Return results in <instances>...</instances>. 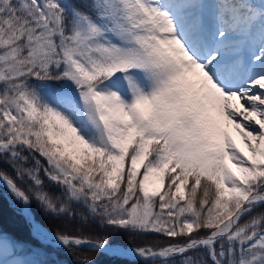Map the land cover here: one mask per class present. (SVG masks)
<instances>
[{"label":"snow or ice","instance_id":"1","mask_svg":"<svg viewBox=\"0 0 264 264\" xmlns=\"http://www.w3.org/2000/svg\"><path fill=\"white\" fill-rule=\"evenodd\" d=\"M33 201L99 231L48 233ZM65 249L264 264V0H0V264Z\"/></svg>","mask_w":264,"mask_h":264},{"label":"trees","instance_id":"2","mask_svg":"<svg viewBox=\"0 0 264 264\" xmlns=\"http://www.w3.org/2000/svg\"><path fill=\"white\" fill-rule=\"evenodd\" d=\"M2 167H4L10 175L14 176L12 170L8 169L6 165ZM41 175L43 174L41 173ZM53 191H55V189H53ZM31 210L34 213L36 221L40 222L50 231L55 233L57 230H59L61 232H68L71 235H79L81 233L77 230L82 229L84 235H90L99 231L95 225H83L80 224L79 221L70 222L66 219H56L53 216L46 215L35 201H33L31 205ZM255 214L256 213H253V215ZM2 222L4 231L6 233L18 240L32 242V237L29 234L28 228L25 227L21 217L8 207L7 201L3 202ZM119 239L121 243L127 247L156 245L166 242V238L160 237L156 234H148L144 237L129 238L127 234L121 233ZM84 256H95L97 260L104 259V257H101L98 253L88 252L87 249L76 250L74 254H70L66 249L62 250L59 254V259L63 261L64 264H75L77 258H83ZM124 264H139V261L126 259Z\"/></svg>","mask_w":264,"mask_h":264},{"label":"water","instance_id":"3","mask_svg":"<svg viewBox=\"0 0 264 264\" xmlns=\"http://www.w3.org/2000/svg\"><path fill=\"white\" fill-rule=\"evenodd\" d=\"M48 232V231H47ZM49 233V232H48ZM54 235V234H53Z\"/></svg>","mask_w":264,"mask_h":264}]
</instances>
